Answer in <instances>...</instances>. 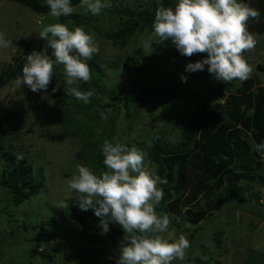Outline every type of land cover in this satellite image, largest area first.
<instances>
[{"label":"trees","instance_id":"trees-1","mask_svg":"<svg viewBox=\"0 0 264 264\" xmlns=\"http://www.w3.org/2000/svg\"><path fill=\"white\" fill-rule=\"evenodd\" d=\"M13 1L39 15L49 12L45 0ZM172 1L174 0H135L134 3L119 4L109 18L113 28L101 32L95 25L98 18L87 12H74L59 17L60 23L67 25L69 30L81 27L86 33L90 29L100 32L105 42L119 48L121 56L103 60L96 53L87 61L91 69V80L87 83L80 81L78 85L81 91L94 92L87 104L74 96L66 95L63 65L60 64L54 65L48 91L54 100L52 124L56 122L78 141L83 154L81 158L86 160L94 174L106 170L102 154L104 142L107 140L115 144L122 138V135H117L114 128L115 118L109 116L108 110L112 109L119 115L122 104L129 122L128 128H132L138 120V111L144 104L155 97L163 101V126L156 127L145 140H135L127 144V147L135 146L148 153L144 165H153L155 175L166 181L158 185L164 196L156 208L157 214L170 216L169 227L181 219L185 221L186 228L194 227V231L188 236L190 241L202 234V229H199L202 221L215 213H222V208L226 206L235 210L241 208L255 215L258 211L257 204L264 197V152L253 151V147L254 142H264V89H260L257 94L251 92L258 81L257 74L236 88L231 81L215 80L207 69L205 71L210 86L205 90L193 89L202 71L187 73L184 68L188 63L201 60L203 54L184 57L170 41L158 42L159 37L153 42L156 46L149 53H146L148 49L138 47L125 57L127 50L123 49L133 42V38L143 33H154L152 25L156 9L160 6L167 7ZM238 2L259 10V19L250 18L247 29L257 37L262 36L264 0ZM71 3L76 8L80 5V0H71ZM45 48L46 41L43 40L39 45V52H44ZM18 52L11 54L4 63L0 61V91L17 77L22 68L23 60ZM47 52L54 60L52 50L49 48ZM170 58L179 61L183 70H169ZM256 68L263 75L264 58ZM121 70L129 74L131 85L120 89H131L130 91L122 92L123 90L113 89L103 82L104 72L117 73ZM181 76L187 77L186 82L181 81ZM58 81L61 82L60 86L53 92ZM102 97L111 101L100 106ZM176 103L190 104L191 113L185 121L177 118ZM148 115L153 117L155 113L150 111ZM52 124L50 122V127ZM8 126L7 118L0 113V188L7 198L0 203L3 202L2 208L6 214L14 216L8 208L20 211L25 209V205L29 206L42 193L46 179L42 171L35 168L32 158L27 156L23 146L13 148L19 137L17 132L8 131ZM169 126L179 132L177 142H169L164 137ZM149 142L151 147L148 146ZM74 174H78L75 169L63 176ZM256 185H260L263 191H254L253 187ZM200 198L206 200L204 209L198 203ZM252 199L254 202L250 204ZM65 202L68 208H62L63 221L73 227L81 240L80 242L77 239L78 242L75 240L74 245H71L75 248L70 254L73 264H116L118 259L104 246L100 231L95 226L97 217L90 209L81 211L75 199L70 198ZM22 206L24 207L21 208ZM257 214L263 221L264 211ZM233 216L231 212V217ZM15 222L18 223L15 228L0 231L1 249L25 243L27 254L17 259L16 264L54 263L55 253L46 255L40 250L43 240L50 234L49 227L57 221L52 217L43 219L39 216H24L19 222L16 218ZM31 224L38 227V231L30 229ZM109 229L117 234L124 232L115 223H109ZM212 236L217 240V245L224 240L222 230L213 231Z\"/></svg>","mask_w":264,"mask_h":264},{"label":"rangeland","instance_id":"rangeland-1","mask_svg":"<svg viewBox=\"0 0 264 264\" xmlns=\"http://www.w3.org/2000/svg\"><path fill=\"white\" fill-rule=\"evenodd\" d=\"M111 2V8L103 10L99 15H93L98 18L95 25L100 32L113 28V23L109 21V18L116 6L125 2L134 3L135 0H111ZM172 2L168 6L174 8L178 0ZM74 12H87L91 14L86 8L80 6L74 8ZM41 20H43V23L40 22ZM54 23H60V20L48 14L39 15L30 8L13 0H0V32L4 33L5 39L12 41V45L8 48L0 47V61L4 63L5 60L10 58L11 54L19 51L17 54L21 55L23 67L29 54L33 51L39 52V45L43 41L39 37V33L45 26ZM100 32H96L93 29L88 31V34L94 35L95 42L99 47L98 54L100 57L103 60H109L114 58V56H121L119 48H114L111 44L105 42ZM157 38L158 36L154 33L149 35L143 33L133 38V42L128 43L127 48L123 49V51L127 50L124 56L126 57L130 51L138 47L148 49L146 53H149L153 46H156L153 42ZM146 43H151V48L146 47ZM243 55L253 69L250 77L256 74L259 76L255 87L251 90V92L257 94L260 89H264V73L262 75L256 68V65L262 63V59L264 58V34L258 36V43L255 48L244 52ZM204 58H206V54H203L201 59ZM170 62L171 64H168L169 70L179 68V70H183V65L179 61L170 58ZM206 69L207 66L199 74L193 89L205 90L210 86ZM21 73L22 68L19 70L18 75H21ZM14 80L10 81L0 91V113L9 122L7 130L18 133L19 139L16 140L13 148L17 149L23 146V150L27 156L32 158L31 161L35 165V168L37 170L40 169L44 174L46 182L39 197L29 206L26 207L25 205V209L17 211L12 207L8 208L9 212L15 214L14 216L6 214L4 208H2L3 202L0 203V231H9L15 228L18 225L15 222L16 218H18L19 222L24 216H39L43 219L52 217L57 222L49 227L50 234L43 240L40 251L46 255L55 253V262L52 264H73L70 259V254L75 249L72 247L74 245L73 242L80 238L76 231L73 230V227L68 222L63 221V210L62 207H59V204L61 201H66L70 198L77 200V198L74 190L67 183L72 176L64 177L63 175L64 173L71 172L73 169L77 172L76 168L80 163L87 167L88 165L85 162L86 160L81 158L83 154L81 153V146L78 144V141L68 135L56 122L52 124V103L54 100L51 98L48 89L46 91L33 92L26 85L18 89ZM103 82L113 89L123 90L122 92L131 90L120 89L131 85L130 76L124 70L117 73L104 72ZM231 83L237 88L242 85L243 81L232 80ZM108 101L111 100L102 97L99 105L103 106ZM162 102L161 99L155 97L144 104L138 111V120H136L132 128H128L129 122L126 120L125 109L122 104H120L119 115L112 109H109V116L115 118V131L117 135H122L119 142L127 146V144L133 143L135 140H145L150 133L154 132L156 127L163 126ZM176 107L177 118L185 121L191 113L189 111L190 104L176 103ZM150 111L155 113L153 117L148 115ZM50 122L52 124L51 127ZM105 122L107 123L108 120H105ZM164 137L169 142H177L179 132L169 126L166 128ZM144 167L145 170L155 174V167L153 165L147 163ZM253 190L258 192L259 190L263 191V188L260 185H256L253 187ZM247 195L248 193L245 195V198H247ZM6 199L5 193L0 188V201ZM205 201L204 198H200L198 202L203 209ZM253 202L252 199L250 204H253ZM257 205L258 211L256 215L248 213L241 208L235 210L226 206L222 208V213H215L202 221L199 224V229H202L203 232L198 237L189 241L190 247L186 250L185 259L182 261L178 259L174 260L172 264H264V220L262 221L261 217L257 214L264 211V197L259 200ZM91 211L94 215L93 210ZM230 211L234 215L233 217H231ZM100 219L97 217L95 226L101 233ZM109 223L115 222L110 221ZM186 227L185 221L181 219L176 224L171 225L169 231L162 235L169 242L178 239L182 233L189 239V233L194 231V227ZM29 228L35 231L39 229L33 224ZM217 230L223 231L224 240L219 245L216 244L217 240L212 236V232ZM123 236L124 232L117 234L110 229L108 233L101 235L104 246L114 253L116 259L119 258V244ZM79 241L81 242V240ZM2 249L0 247V264H16L17 259L27 254L25 243L24 245L17 243Z\"/></svg>","mask_w":264,"mask_h":264},{"label":"clouds","instance_id":"clouds-1","mask_svg":"<svg viewBox=\"0 0 264 264\" xmlns=\"http://www.w3.org/2000/svg\"><path fill=\"white\" fill-rule=\"evenodd\" d=\"M48 15L59 18L74 12L71 0H45ZM80 7L92 15H99L112 7L111 0H80ZM259 10L238 0H178L175 7L160 6L153 21L158 42L170 41L184 57L206 54V58L185 65L184 71H204L217 81L247 80L253 69L243 53L255 48L258 37L247 29L250 18L258 20ZM43 23V20L40 21ZM39 37L46 41L44 52L33 51L26 57L21 75L14 83L17 88L26 85L31 91L47 90L52 82L54 65H63L64 92L85 104L94 92L79 90V82L91 80L87 61L98 53L93 34L81 27L69 30L63 23L45 26ZM11 40L0 32V47L8 48ZM151 43L146 47L151 48ZM52 50L53 60L47 52ZM187 77L181 76L186 82ZM53 88V92L59 88ZM107 119V117H104ZM151 147V142L148 143ZM253 151L264 152V142L255 144ZM104 171L99 175L84 165H77V173L67 181L74 190L81 211L93 210L101 218V235L108 233L109 222H115L124 231L119 244L116 264H172L184 260L190 242L185 234L169 242L162 234L169 231L168 214L158 215L156 208L164 193L159 176L145 170L148 153L135 146L105 141L102 149ZM59 207L68 208L65 201Z\"/></svg>","mask_w":264,"mask_h":264}]
</instances>
